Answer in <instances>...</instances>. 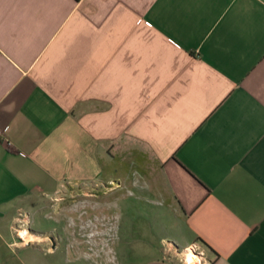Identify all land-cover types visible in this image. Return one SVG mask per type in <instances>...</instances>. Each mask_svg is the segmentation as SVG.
Listing matches in <instances>:
<instances>
[{
	"label": "crops",
	"instance_id": "0c3cea01",
	"mask_svg": "<svg viewBox=\"0 0 264 264\" xmlns=\"http://www.w3.org/2000/svg\"><path fill=\"white\" fill-rule=\"evenodd\" d=\"M0 129V264H58L43 197L129 147L178 226L140 264H264V0H0Z\"/></svg>",
	"mask_w": 264,
	"mask_h": 264
},
{
	"label": "rangeland",
	"instance_id": "374dc122",
	"mask_svg": "<svg viewBox=\"0 0 264 264\" xmlns=\"http://www.w3.org/2000/svg\"><path fill=\"white\" fill-rule=\"evenodd\" d=\"M136 152L124 150L122 177L118 170L109 172L107 178L68 185L43 199L49 206L37 214V230L56 239L52 258L58 264H140L150 248L177 231L176 212L164 203L163 194L148 190L155 166L148 155L142 159ZM195 247L201 264L207 248L201 242ZM171 248L177 264H184V250Z\"/></svg>",
	"mask_w": 264,
	"mask_h": 264
},
{
	"label": "built area",
	"instance_id": "2783aa9c",
	"mask_svg": "<svg viewBox=\"0 0 264 264\" xmlns=\"http://www.w3.org/2000/svg\"><path fill=\"white\" fill-rule=\"evenodd\" d=\"M0 136H2L3 138H5L6 137V131H4V130H1L0 129ZM6 139V138H5ZM7 140V139H6ZM22 155H25L24 153H21ZM185 250H190V251H192L194 254H196L197 255V253H198V251H197V249H196V247H195V244H193V245H191V246H189L188 248H186ZM198 255H201L200 253H198ZM202 257V260H201V264H206L205 263V259H204V257L203 256H201ZM185 259V258H184ZM184 264H191V263H189L186 259H185V263ZM192 264H195V263H192Z\"/></svg>",
	"mask_w": 264,
	"mask_h": 264
},
{
	"label": "flooded vegetation",
	"instance_id": "af4514ba",
	"mask_svg": "<svg viewBox=\"0 0 264 264\" xmlns=\"http://www.w3.org/2000/svg\"><path fill=\"white\" fill-rule=\"evenodd\" d=\"M72 190H75L76 188H74V187H70ZM95 190V189H94ZM58 193H60V192H58ZM57 193V194H58ZM57 194H55V195H57ZM94 194H97L96 192L94 193ZM54 195V196H55ZM73 195V194H72ZM45 198V196L43 197V199ZM53 197L51 196V199H52ZM28 235H29V233H28V231L26 232ZM40 233V235H49V234H45V233H42V232H39ZM50 238H51V245L54 247V248H57V241H56V239L54 238V236H50ZM41 245V244H40ZM194 254V253H193ZM194 255H196V254H194ZM197 256V255H196ZM198 257V256H197Z\"/></svg>",
	"mask_w": 264,
	"mask_h": 264
},
{
	"label": "bare ground",
	"instance_id": "6f19581e",
	"mask_svg": "<svg viewBox=\"0 0 264 264\" xmlns=\"http://www.w3.org/2000/svg\"><path fill=\"white\" fill-rule=\"evenodd\" d=\"M25 231V232H24ZM24 234H26L27 230H24ZM192 257V259H194L192 262L188 260L187 257ZM185 259L189 262V263H195V264H200L199 263V257H197L196 255H194L192 252H188V254L185 256Z\"/></svg>",
	"mask_w": 264,
	"mask_h": 264
},
{
	"label": "trees",
	"instance_id": "16d2710c",
	"mask_svg": "<svg viewBox=\"0 0 264 264\" xmlns=\"http://www.w3.org/2000/svg\"><path fill=\"white\" fill-rule=\"evenodd\" d=\"M203 243H205V244H206V242H204V241H203ZM206 245H208V244H206ZM209 247H210V246H209Z\"/></svg>",
	"mask_w": 264,
	"mask_h": 264
},
{
	"label": "water",
	"instance_id": "95a60500",
	"mask_svg": "<svg viewBox=\"0 0 264 264\" xmlns=\"http://www.w3.org/2000/svg\"><path fill=\"white\" fill-rule=\"evenodd\" d=\"M177 248V247H176Z\"/></svg>",
	"mask_w": 264,
	"mask_h": 264
}]
</instances>
